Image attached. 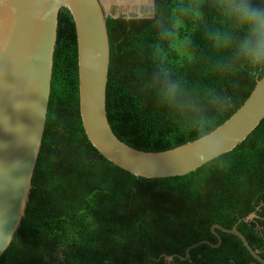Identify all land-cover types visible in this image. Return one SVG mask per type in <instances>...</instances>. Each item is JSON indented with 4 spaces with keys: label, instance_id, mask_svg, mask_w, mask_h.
Listing matches in <instances>:
<instances>
[{
    "label": "trees",
    "instance_id": "16d2710c",
    "mask_svg": "<svg viewBox=\"0 0 264 264\" xmlns=\"http://www.w3.org/2000/svg\"><path fill=\"white\" fill-rule=\"evenodd\" d=\"M220 0H154L153 16H108L107 114L145 152L199 139L245 103L264 67L237 54L245 32ZM264 7V0H251ZM45 133L22 223L0 264H261L264 119L239 144L180 177H136L104 158L81 119L78 42L61 8ZM174 86V87H173ZM253 216V217H251ZM185 258V259H184Z\"/></svg>",
    "mask_w": 264,
    "mask_h": 264
},
{
    "label": "water",
    "instance_id": "95a60500",
    "mask_svg": "<svg viewBox=\"0 0 264 264\" xmlns=\"http://www.w3.org/2000/svg\"><path fill=\"white\" fill-rule=\"evenodd\" d=\"M67 8L78 42L80 114L96 150L122 170L146 179L180 177L234 150L264 119V76L245 103L207 135L162 152H145L121 141L107 114L111 46L100 0H0V258L25 216L42 147L57 44L58 17ZM113 18H118L112 16ZM238 236L253 258L264 264L236 228L213 225ZM185 259V258H184Z\"/></svg>",
    "mask_w": 264,
    "mask_h": 264
},
{
    "label": "clouds",
    "instance_id": "9594fccd",
    "mask_svg": "<svg viewBox=\"0 0 264 264\" xmlns=\"http://www.w3.org/2000/svg\"><path fill=\"white\" fill-rule=\"evenodd\" d=\"M219 6L245 32L237 54L252 66L264 67V7L251 0H220Z\"/></svg>",
    "mask_w": 264,
    "mask_h": 264
},
{
    "label": "rangeland",
    "instance_id": "374dc122",
    "mask_svg": "<svg viewBox=\"0 0 264 264\" xmlns=\"http://www.w3.org/2000/svg\"><path fill=\"white\" fill-rule=\"evenodd\" d=\"M108 16L146 18L153 16L154 0H100ZM253 217V216H251Z\"/></svg>",
    "mask_w": 264,
    "mask_h": 264
}]
</instances>
